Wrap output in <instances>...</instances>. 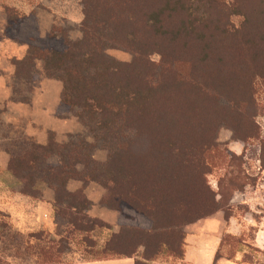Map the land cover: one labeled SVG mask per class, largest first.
<instances>
[{
    "label": "trees",
    "instance_id": "obj_1",
    "mask_svg": "<svg viewBox=\"0 0 264 264\" xmlns=\"http://www.w3.org/2000/svg\"><path fill=\"white\" fill-rule=\"evenodd\" d=\"M82 2L77 40L58 25L43 38L35 13L4 4V34L27 46L22 58L12 59L15 76L35 78L43 61L47 76L63 83L61 102L78 108L95 140L59 141L50 130L44 144L31 140L22 152L9 149V168L34 199L43 195L41 165L60 159L44 176L66 238L42 247L38 263H61L55 256L74 233L83 235L86 260L181 259V228L219 210L230 220L233 195L253 184L243 167L245 151H230L219 141L220 130L230 129L246 145L256 142L264 167V0ZM110 48L130 52L131 60L109 55ZM3 111L0 105V122ZM98 145L107 151L103 161L92 154ZM214 173L217 189L209 179ZM71 179L83 181V188L70 191ZM90 182L102 185L105 205L120 212L119 230L102 242L94 232L112 225L88 213L93 202L84 187Z\"/></svg>",
    "mask_w": 264,
    "mask_h": 264
},
{
    "label": "rangeland",
    "instance_id": "obj_2",
    "mask_svg": "<svg viewBox=\"0 0 264 264\" xmlns=\"http://www.w3.org/2000/svg\"><path fill=\"white\" fill-rule=\"evenodd\" d=\"M4 4L14 5L25 13H35L43 38L47 36L53 25L65 28L73 40L80 39L83 35L81 30V22L84 17L82 0H0V25L3 23V17H6ZM8 50L7 55L12 60V54L16 49H9L8 47ZM106 52L123 61H130L132 58V54L123 49L110 48ZM153 58L158 60L159 56L155 55ZM0 63L3 66L12 65V62L7 61L6 57H3ZM34 74L36 77L30 80L18 78L14 74L11 76L5 75V78L10 80V86L8 87L10 98L1 103V107L4 109V114L9 117V122L2 116L0 136L3 140V146L16 153L26 149L28 141H37L36 137L30 135L29 132L27 133V130L33 122L32 114H29L31 111L29 106L32 108L30 99L36 92V86H33L32 83L48 77L43 61H37ZM0 92L5 93L2 90ZM259 97L264 102L263 88L259 90ZM21 103L26 104V106L21 108ZM77 113L78 108L71 109L60 102L53 116L56 119L58 128L56 130L57 139L59 141L84 139L89 143L95 142L92 133ZM51 120L49 119L48 122ZM259 123L262 126V135L264 137V115L259 117ZM41 128L43 126H38V130ZM232 135L233 133L230 129L223 127L219 132V141L226 145L230 151L237 154L245 151L243 167L253 184H248L244 190L237 191L233 195L231 211L233 217H231L232 221L229 222L226 228L227 234L225 233L226 235L224 236L221 254L235 264H264V167L261 166L259 159L260 150L256 142H250L246 145L242 140L234 139ZM92 154L101 161L107 158V151L99 145L92 149ZM51 163L59 164V157L56 155L50 158L40 167L39 179L42 182L43 194L45 189L50 187L45 182L46 177L44 175H46L48 164ZM209 179L213 187L217 189L218 173L211 174ZM74 186L76 187L77 184L73 182L72 188ZM86 188L91 198H95V202L90 208L91 215L94 217L96 215V217L106 220V218L101 217L106 216L105 212L109 209L105 205V188L97 182H91ZM41 198H43V195ZM219 212L224 214L223 210H219L216 213ZM208 217L196 221L207 219ZM137 218L139 222L145 224L142 216L138 215ZM52 219V227L47 224L35 225L32 223L21 227L11 215H0V223H2V227H0V264H39L38 262L41 258L39 252H41L42 247L52 242H55V246L61 245V240L66 238V232L61 233L60 231L65 230V226H58L57 221L59 224L63 222L57 219L55 212ZM110 219L115 221V224H111L112 229H99L94 232V237L101 242L111 232L118 231L120 228V216L118 218L110 217ZM190 224L182 227L181 231H185ZM40 231L43 232L37 236L31 234ZM82 238L83 235L80 233L70 234L69 239L62 242L65 246L63 252L57 256H55L56 254L54 255L56 260L63 262L84 258L85 245L81 241ZM158 260L162 264H179L181 262L180 258L174 255L159 257L156 261Z\"/></svg>",
    "mask_w": 264,
    "mask_h": 264
},
{
    "label": "crops",
    "instance_id": "obj_3",
    "mask_svg": "<svg viewBox=\"0 0 264 264\" xmlns=\"http://www.w3.org/2000/svg\"><path fill=\"white\" fill-rule=\"evenodd\" d=\"M2 20L3 23L0 25V60L6 57L7 61L12 62L9 59V55H7L9 51L8 47L9 49H16L12 54L13 58H22L27 52V46L9 39L4 34L6 17H3ZM12 74L15 75L13 63L7 66H3L0 63V91L5 92H0V105L10 98L8 94L10 80H7L5 75L11 76ZM32 85L36 86V92L32 95V99H30L32 108L29 106L31 109L29 114H32L33 122L29 125L27 133L29 132L30 135L36 137L37 142L44 144L48 140V132L53 130L57 133L56 130H58L56 119L53 116L61 102L63 83L57 79L44 77L39 82L34 81ZM20 106L23 108L26 104L21 103ZM2 116L9 122V117L4 112ZM49 119L52 120L48 122ZM38 126H43V128L38 130ZM10 158V152L3 146V140L0 136V213L11 215L21 227H25L28 223L35 225L47 224L52 227L53 204L55 201L54 190L51 187H47L43 198L36 200L24 194L22 184L9 168ZM73 182L77 186L72 188ZM86 187H84V192L94 204L95 198H91ZM80 188H83V181L73 179L68 182V189L70 191H76ZM107 210L105 212L107 215L101 217L106 218V221L110 224H115V221L110 219V217L118 218L120 213L110 208ZM88 213L91 215L90 210ZM231 221V219L226 220L225 215L219 212L207 219L188 225L185 229L184 256L180 259L181 262L179 264H235L227 257H219L218 259L216 257L223 235L227 232V225ZM158 263H161V261H158ZM54 264H136V257L126 256L94 260L79 258L75 261H63Z\"/></svg>",
    "mask_w": 264,
    "mask_h": 264
}]
</instances>
